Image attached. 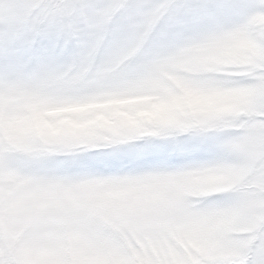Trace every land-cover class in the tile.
<instances>
[{
    "label": "clouds",
    "instance_id": "9594fccd",
    "mask_svg": "<svg viewBox=\"0 0 264 264\" xmlns=\"http://www.w3.org/2000/svg\"><path fill=\"white\" fill-rule=\"evenodd\" d=\"M0 264H264V0H0Z\"/></svg>",
    "mask_w": 264,
    "mask_h": 264
},
{
    "label": "snow or ice",
    "instance_id": "6c2138e0",
    "mask_svg": "<svg viewBox=\"0 0 264 264\" xmlns=\"http://www.w3.org/2000/svg\"><path fill=\"white\" fill-rule=\"evenodd\" d=\"M179 161L174 158H169L165 156L163 153H157L153 156L147 157L142 160L132 161L131 163L141 165V164H150V163H178ZM119 163H127V161H104L103 164L108 166H115Z\"/></svg>",
    "mask_w": 264,
    "mask_h": 264
}]
</instances>
